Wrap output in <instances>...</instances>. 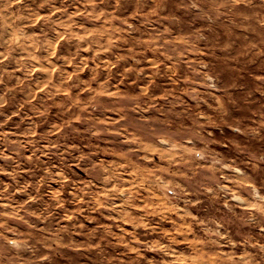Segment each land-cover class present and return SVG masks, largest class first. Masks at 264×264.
<instances>
[{
    "label": "clouds",
    "instance_id": "1",
    "mask_svg": "<svg viewBox=\"0 0 264 264\" xmlns=\"http://www.w3.org/2000/svg\"><path fill=\"white\" fill-rule=\"evenodd\" d=\"M11 3L0 0V12ZM81 4L89 19L101 22L106 36L123 42L126 35L127 54L113 53L120 67L116 73L113 63L98 68L106 73L99 79L95 72L87 82L63 74L61 87L74 88L77 95L61 92L57 100L53 92L44 98L45 104L51 99L61 121L52 131L64 129L57 138L60 163L43 164L33 144L31 163L40 167L32 172V192L18 179L24 159L19 146L12 147L16 141L3 132L12 119L3 109L13 96L0 90V142L17 158L16 168L7 173L16 187L9 191L0 181V264H111V225L97 222L89 229L86 222L107 212L109 219L125 223L133 205L144 209L134 229L153 234L141 246L163 253L159 264H175L172 258L182 255L176 244L190 238L195 243L183 250L185 264H214L205 249L217 252L221 240L233 250L219 255L215 264H264V0H39L36 12L45 5L51 9L46 25L56 33L58 21L59 27L65 21L52 17L62 10L71 19L68 9ZM36 12H29L33 20ZM10 43L11 38L5 41ZM113 76L134 87L120 92L117 84L114 89ZM42 86L33 82L30 100ZM85 90L88 95L81 100ZM110 113L120 118L116 129L108 127L116 124ZM34 131L33 123L29 135ZM62 138L68 142L61 143ZM81 138L82 146L76 147ZM6 151L0 148V159L11 158ZM73 164L83 166L87 184L77 177L65 187L64 173ZM225 170L235 175L226 176ZM53 183L60 188L53 189ZM17 190L29 196L23 208H13L9 199ZM61 192L70 199H62ZM253 229L261 239L248 235ZM81 235L87 239L77 243Z\"/></svg>",
    "mask_w": 264,
    "mask_h": 264
},
{
    "label": "rangeland",
    "instance_id": "2",
    "mask_svg": "<svg viewBox=\"0 0 264 264\" xmlns=\"http://www.w3.org/2000/svg\"><path fill=\"white\" fill-rule=\"evenodd\" d=\"M38 4L39 0H35V2L34 0H12L11 8L0 12V33L4 34L3 39H0V45H2L0 46V73H2L0 75V90H4L8 95L13 96V99L9 100L3 109L8 115L12 116V119L3 126V132L9 140L16 141V144L12 145V147L19 146L21 157L24 159L19 161L23 172L18 179L20 186H23L25 182L29 183L28 192H32L31 183L34 179L32 172L34 169L38 171L40 167L31 163V160L34 159L33 144H35V156L40 157V161L43 164L51 162L55 167L60 163L57 153V149L59 148L57 138L61 137L64 129L61 127L59 132L52 131V126L61 125V121L56 108L51 106V99H48L47 104H45L44 98L46 96L51 97L53 92L56 93L55 99L57 100L60 99L61 92L66 97L77 95L74 88L61 87L59 83L60 77L63 74H67L69 80L74 81L78 75L79 79L87 82L93 79V73L95 72V78L99 79L102 75H106V73L99 72L97 69L102 68L106 64L113 63L116 59L113 53L121 57L126 56L127 49L125 45L128 44L126 35L123 38V42L120 40L114 41L113 38L106 36L105 32L100 28L101 22L99 20L93 21L87 17L83 4L75 9H68L71 19L68 16H63L62 10L57 12L56 16L52 18L63 17L65 21L64 26L59 27L58 21L57 32L49 33L46 25V15L51 9L45 5L36 12ZM56 7L60 8V5L57 4ZM9 12L12 13L11 19L8 16ZM29 12H36L35 20H33L32 15H29ZM17 16L20 19H16ZM12 20H15L14 24ZM9 25H11V28H9ZM21 32L23 33L22 35ZM46 34L48 37L47 42L45 41ZM57 37L59 38L57 39ZM10 38L11 43L5 44V41H9ZM49 42L54 44V48H48ZM113 43H115L116 47H104L103 50L101 49V46ZM49 52H51V59L48 58ZM147 55L150 59L152 58V53L149 52ZM85 61H87V67L84 66ZM143 66L151 71L149 63H145ZM78 67L81 69L79 72H77ZM119 67V64L113 63L112 72L116 73ZM29 69H31L30 75ZM33 82L36 85L42 84L43 86L35 90V96L30 100L29 95L33 91ZM111 83L114 89L119 84L118 90L120 92H126L128 89L134 87V84H130L127 80L118 81L116 76L111 78ZM156 83L159 84L160 81L157 80ZM5 84L8 85V89H5ZM53 85H55L54 88ZM91 87L95 88L96 84L93 83ZM87 95V90L79 93L81 100ZM5 98L7 99V96ZM45 107L48 108L47 111H45ZM99 118L104 120L103 116ZM109 119L116 121V124L110 123L108 127L116 129L120 123L119 116L115 113H110ZM33 123L35 124V131L29 135L30 127ZM74 126L84 127L80 123H76ZM25 140L28 142L24 143ZM65 142H68V138L61 139V143ZM75 144L76 147H81L83 138L76 140ZM101 147H105V144L102 143ZM0 148L7 149L5 155L11 157L8 160L0 159V166L6 169V173L0 174V181L8 187L9 191H12L16 185L12 181L11 175L7 173L14 171L17 158L8 144L0 142ZM148 171L151 172V169ZM64 175L67 177L65 187L77 177L82 184H87V174L82 165L80 168H77L73 164L70 172H65ZM225 175L234 176L235 174L225 170ZM221 183L233 187L227 180H221ZM51 187L59 189L60 185L53 183ZM41 191H43V188ZM137 195L140 194L137 193ZM60 196L64 200L70 199L68 192H61ZM9 199L13 201V208L17 204L23 208L26 206L29 196L17 190L15 195ZM139 203L142 204L143 201ZM64 207L73 209L76 205L65 204ZM6 210L11 211L12 209ZM200 210L199 208L193 209V211ZM143 214L144 209L142 207L133 205L129 209V217L125 223L109 219V213L107 212L104 213V216L96 213L94 214L96 221L86 222V227L89 229L94 228L97 222L111 225V232L115 234L108 247V252L112 256L111 264H159V261L165 258L163 257V253L141 246L142 241L153 238V234L146 232L144 229H134L133 227L136 218L143 216ZM21 215H24L23 211H21ZM116 215L118 214L111 213V216ZM9 223L15 226L18 222L10 220ZM167 226L171 227V224L169 223ZM257 232L258 229H253L248 235L261 239L260 236H257ZM85 239L87 238L83 235L75 238L77 243H82ZM261 242H264V239ZM194 243L195 241H192L190 238L189 241L176 244L177 253H182V255L172 258L175 260V264H185L188 253L183 250ZM220 245L221 247L217 252H208L205 249L206 254L211 257L214 264L219 259V255L227 254L233 250L227 246L225 240H221Z\"/></svg>",
    "mask_w": 264,
    "mask_h": 264
}]
</instances>
